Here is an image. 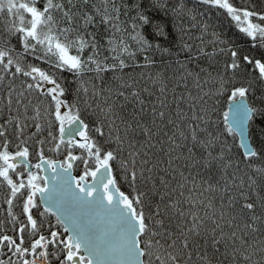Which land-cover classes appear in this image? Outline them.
<instances>
[{
    "label": "snow or ice",
    "instance_id": "6c2138e0",
    "mask_svg": "<svg viewBox=\"0 0 264 264\" xmlns=\"http://www.w3.org/2000/svg\"><path fill=\"white\" fill-rule=\"evenodd\" d=\"M0 264H264V0H0Z\"/></svg>",
    "mask_w": 264,
    "mask_h": 264
},
{
    "label": "trees",
    "instance_id": "16d2710c",
    "mask_svg": "<svg viewBox=\"0 0 264 264\" xmlns=\"http://www.w3.org/2000/svg\"><path fill=\"white\" fill-rule=\"evenodd\" d=\"M239 2V0H238ZM195 4V0H188L189 7H193ZM199 11L205 13V19L210 18V23L214 25V30L222 31L224 34V38H231L235 40H243V34L238 33V29L236 28L234 22L230 23L228 19H225L222 16H218L215 12H209L206 8H199ZM200 19V17H198ZM213 29H210V31Z\"/></svg>",
    "mask_w": 264,
    "mask_h": 264
}]
</instances>
